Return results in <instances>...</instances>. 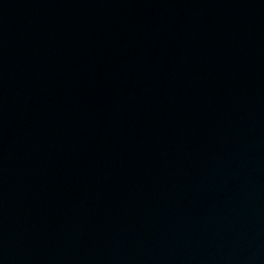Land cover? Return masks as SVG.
<instances>
[{
  "label": "water",
  "instance_id": "water-1",
  "mask_svg": "<svg viewBox=\"0 0 264 264\" xmlns=\"http://www.w3.org/2000/svg\"><path fill=\"white\" fill-rule=\"evenodd\" d=\"M0 264H264V0H0Z\"/></svg>",
  "mask_w": 264,
  "mask_h": 264
}]
</instances>
